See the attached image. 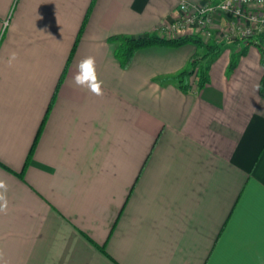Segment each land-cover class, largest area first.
Wrapping results in <instances>:
<instances>
[{"label": "crops", "instance_id": "0c3cea01", "mask_svg": "<svg viewBox=\"0 0 264 264\" xmlns=\"http://www.w3.org/2000/svg\"><path fill=\"white\" fill-rule=\"evenodd\" d=\"M181 1L0 0V264H264L260 47L216 14L209 81L184 91L196 44L123 68L110 40L155 34ZM87 56L101 96L73 82Z\"/></svg>", "mask_w": 264, "mask_h": 264}, {"label": "built area", "instance_id": "2783aa9c", "mask_svg": "<svg viewBox=\"0 0 264 264\" xmlns=\"http://www.w3.org/2000/svg\"><path fill=\"white\" fill-rule=\"evenodd\" d=\"M177 13L160 28L159 35L167 38L191 35L204 42L216 41L212 36L213 17L222 14L231 17L227 22L229 38L254 44L264 38V0H218L206 4L182 0Z\"/></svg>", "mask_w": 264, "mask_h": 264}, {"label": "trees", "instance_id": "16d2710c", "mask_svg": "<svg viewBox=\"0 0 264 264\" xmlns=\"http://www.w3.org/2000/svg\"><path fill=\"white\" fill-rule=\"evenodd\" d=\"M113 43H115V55L117 59L119 60V65H121L123 68L128 67L131 64L132 58L134 54L143 48L151 47V46H157V45H165V46H181L186 43H194L196 44L199 49L204 50L201 53H198L195 57L191 59L190 65L188 68L183 70L181 73L177 74V78L179 79L180 85L184 91H189L192 87L188 83V80L191 75L195 74L196 77V85L195 87L198 90H201L205 85H207L209 81V63L210 60L215 58L217 55L221 52V44L217 43L216 41H210V42H204L201 38L198 36H180L177 38H164L163 36H159L156 32L155 34L152 33L147 36H140V37H133L128 35H119L114 36L110 39ZM260 47L261 51V63L264 66V47L261 43L256 44ZM243 53V52H242ZM238 55L233 56L231 59V64L229 67V72L232 71L237 63ZM70 59L68 60V62ZM260 84V93L261 96L264 97V75L261 80ZM55 98V94L52 97L53 102ZM39 132L37 133L34 143L31 146V149L27 155L25 165H27L31 159V155L33 153L34 147L36 145V142L38 140ZM97 247L102 251L103 253L106 252L104 246L97 245Z\"/></svg>", "mask_w": 264, "mask_h": 264}, {"label": "clouds", "instance_id": "9594fccd", "mask_svg": "<svg viewBox=\"0 0 264 264\" xmlns=\"http://www.w3.org/2000/svg\"><path fill=\"white\" fill-rule=\"evenodd\" d=\"M17 54L12 52L7 61L9 66H12L13 62L16 61ZM73 82L76 86L88 89L91 93L97 96L103 95L101 81L96 71V60L94 56H87L81 59L77 65L76 74L73 77ZM0 212L7 211V198L5 193L7 192V185L5 181L0 180Z\"/></svg>", "mask_w": 264, "mask_h": 264}, {"label": "rangeland", "instance_id": "374dc122", "mask_svg": "<svg viewBox=\"0 0 264 264\" xmlns=\"http://www.w3.org/2000/svg\"><path fill=\"white\" fill-rule=\"evenodd\" d=\"M9 24V22L7 23L6 22V24L4 25V28H3V30L1 31V34H0V40H1V38H2V36H3V31H4V29L6 28V26ZM158 35L160 34L159 32H156ZM159 36H161V35H159ZM164 38H167V36H163ZM192 81V82H191ZM188 83L189 84H191V85H193V84H195L196 83V77H195V74H193V75H191L190 76V78H189V80H188Z\"/></svg>", "mask_w": 264, "mask_h": 264}, {"label": "water", "instance_id": "95a60500", "mask_svg": "<svg viewBox=\"0 0 264 264\" xmlns=\"http://www.w3.org/2000/svg\"><path fill=\"white\" fill-rule=\"evenodd\" d=\"M261 44L264 46V38L262 39Z\"/></svg>", "mask_w": 264, "mask_h": 264}]
</instances>
